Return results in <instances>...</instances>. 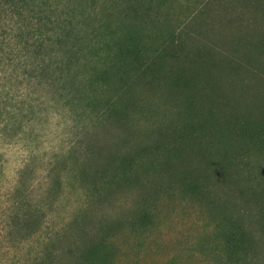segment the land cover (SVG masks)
<instances>
[{"label":"rangeland","instance_id":"rangeland-1","mask_svg":"<svg viewBox=\"0 0 264 264\" xmlns=\"http://www.w3.org/2000/svg\"><path fill=\"white\" fill-rule=\"evenodd\" d=\"M180 34L189 49H214L190 69L205 82L200 65L212 61L214 88L173 96L164 83L138 84L136 59ZM260 41L264 0H0V264H76L77 245L102 238L107 264H214L216 214L206 200L239 217L255 264H264L263 225L242 180L253 172L233 183L199 150L174 156L167 147L182 130L184 93L201 99L212 139L228 122L264 120ZM250 55L257 76L229 72L226 56ZM132 100L143 109L120 115ZM169 125L165 135L156 128ZM221 138L231 155L244 143ZM248 155L264 168V150ZM125 160L133 175L119 182ZM183 177L204 184L203 194Z\"/></svg>","mask_w":264,"mask_h":264},{"label":"trees","instance_id":"trees-1","mask_svg":"<svg viewBox=\"0 0 264 264\" xmlns=\"http://www.w3.org/2000/svg\"><path fill=\"white\" fill-rule=\"evenodd\" d=\"M196 37L197 36H193V38ZM256 46L261 47L262 51H264L263 42L260 41ZM248 49V51H251L255 49V46L251 45ZM213 51L214 49H212L211 45H205L197 49L187 48L185 46V40L180 34L169 42H164L162 47L158 51L152 52L142 64L136 59L134 77H136V80L139 79L137 82L138 84H143L147 86V88L164 83L167 86L166 90L173 96L181 93V88H191L198 94L197 90L202 86L206 85L208 89L214 88V74L211 75V72H214L215 69L212 67V61L207 67L206 64L205 67L204 65H200L203 69L202 72L205 74V76H202V78H205V82H201L199 73L193 70L190 71V69L198 60H200L198 62L202 64L204 60L210 59V54ZM244 54H246V52ZM233 59L234 58L231 56L225 57L226 67L229 69V72L235 71L237 73L257 76L255 67L253 66L255 61H252L254 60V56L250 55L246 57V63L234 61ZM167 66H170V70H166ZM195 94L196 93H193V95ZM193 95L184 93L179 99L180 103L178 104L180 107V114L182 115V121L179 125L177 124L175 128H177V130L178 128L182 130L176 133V135H170L171 140L167 144L168 150L172 152L174 156L186 152V149L189 148L199 150L200 152L193 151L204 157L209 164L217 165L233 183L238 178L241 179L244 170H246L247 173L253 172L252 175L248 173V176H250L249 178L242 177V180L247 181V186L245 188L249 196L246 197V200L248 203L254 205L255 209L252 217L255 223L263 225L260 227V232L262 236H264V189L261 188L264 181H259L258 179L254 183V180L258 178L257 175L264 172V168L261 163L258 166L259 171L254 170V167L250 164V158L248 159V157H250V155H248V148L252 150H264V120L260 119L258 122L255 121L253 125H249L246 120L242 121L243 119H237L231 122V124L229 122L227 123L229 128L224 132L227 138L231 137L232 140L241 138L244 141V143L239 146L238 150L236 147V152L242 151L243 155L240 157L236 152L231 155L227 153V151H229V144L221 138L225 136L224 134H220V136L215 139L205 136L212 126L206 117L205 111L202 109L201 99L199 100L197 96ZM140 103L139 100L128 101V103L121 108L120 115H126L130 110L133 112L141 111L140 108L142 105ZM182 105L184 106L182 107ZM160 123H162V121H160ZM156 128L160 134L165 135V131L170 129V125L166 127L158 126ZM249 143L251 145H249ZM234 149L235 148H233L232 151H234ZM144 150L145 149L142 148L138 156L139 158L145 156ZM245 156H247L246 161L243 158ZM261 158H264V155L261 156ZM241 159H243V167L240 169L239 166H236L239 163L241 164ZM125 161L121 164V174L118 175L120 178L118 180L119 182L120 180L130 179L131 175H133L131 172V168L134 166L133 163L129 160ZM142 170H145V165H142ZM195 179L196 178L189 180L188 177H183L181 181L183 184L187 185V189H190L193 193L203 194L202 186H204V184H200L197 182L199 180ZM216 203L217 202L211 200L201 202L202 206L210 207L216 214L213 218L215 221L213 230V234L215 235L213 239L214 244L210 247L213 254V263L255 264L252 255V246L250 244L251 236L249 232L243 228V222L239 220V217H236L235 213H229L226 208L218 206ZM140 215L144 221L147 220L145 214L142 213ZM139 216L130 218L128 220L129 223L133 226L135 220H137ZM73 222H76V217L69 221V223ZM137 223L134 226H136ZM62 232L60 236L65 235V233L62 234ZM103 242V238L99 240L87 239L78 244L77 254L74 253L76 264H79L80 261L84 264H107V262L110 261V254L105 250ZM205 247H201V249L205 251ZM41 262L42 261H37V264H41Z\"/></svg>","mask_w":264,"mask_h":264}]
</instances>
